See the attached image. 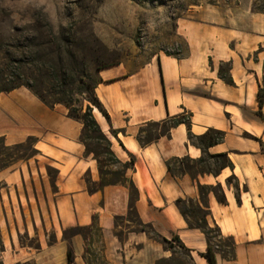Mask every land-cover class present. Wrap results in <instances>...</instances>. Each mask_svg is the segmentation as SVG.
Segmentation results:
<instances>
[{
    "label": "crops",
    "instance_id": "obj_1",
    "mask_svg": "<svg viewBox=\"0 0 264 264\" xmlns=\"http://www.w3.org/2000/svg\"><path fill=\"white\" fill-rule=\"evenodd\" d=\"M256 2L191 4L173 23L175 54L158 51L147 60L134 52L96 72L94 95L109 122L92 114L111 147L118 139L133 156L132 187L99 185L98 163L80 142L82 124L65 107L46 106L25 87L0 92V139L12 147L32 138L35 151L0 170V264H67L68 244L72 264H93L88 237L65 238L76 228L98 231L92 246L103 264L167 258L146 231L162 241L176 236L197 264H207L200 256L207 244L216 264H264V102L261 108L257 102L264 91V12L254 9ZM183 113L193 135L214 129L223 141L200 150L184 124L166 126L161 136L163 124ZM152 124L153 140L141 142ZM222 154L231 167L193 175L166 168L184 157ZM216 186L224 203L200 190ZM183 203L202 217L182 215ZM212 228L218 241L206 237Z\"/></svg>",
    "mask_w": 264,
    "mask_h": 264
},
{
    "label": "rangeland",
    "instance_id": "obj_2",
    "mask_svg": "<svg viewBox=\"0 0 264 264\" xmlns=\"http://www.w3.org/2000/svg\"><path fill=\"white\" fill-rule=\"evenodd\" d=\"M203 1L211 0H0V87L10 79L11 73L17 75L20 72L15 63L19 60L21 72L26 73L32 86L52 101L62 97L52 96L53 93L76 89L80 85L77 82L74 86L61 85L64 64L73 68L78 78L83 71L84 85L92 87L98 81L94 70L98 65L112 64L134 52L147 60L158 51L175 54L177 46L170 40L174 20L182 16L189 5ZM263 2L257 0L255 5L261 7ZM22 53L26 55L22 56ZM93 111L100 116L97 109ZM145 130L147 133L142 137L146 140L152 138L158 128L148 125ZM84 135L87 152L98 162L99 184L129 182L132 156L118 144L114 143L112 148L96 132L86 130ZM191 143L197 145L195 140ZM31 155L33 151L29 144L21 149H3L0 145V166L5 164L4 161ZM222 163L221 158L204 156L201 162L174 161L172 169L177 173L181 168L193 175L213 171ZM212 191L218 194L217 187ZM181 209L196 221L202 217L193 204L183 203ZM127 218L131 225H137L133 214ZM119 224L127 225L123 221ZM204 231L207 239L218 241L216 228ZM146 232L167 255L154 264H197L198 256L178 247L171 238L162 241ZM77 234L89 238L86 249L90 261L103 264L97 247L92 246L99 240L98 231L95 228L80 229ZM73 235L67 231L65 238ZM222 244L228 247L230 241L225 239ZM225 251L228 252V248Z\"/></svg>",
    "mask_w": 264,
    "mask_h": 264
},
{
    "label": "trees",
    "instance_id": "obj_3",
    "mask_svg": "<svg viewBox=\"0 0 264 264\" xmlns=\"http://www.w3.org/2000/svg\"><path fill=\"white\" fill-rule=\"evenodd\" d=\"M255 4H254L255 10H257L259 12H264V2L262 3L261 7H257ZM46 26H49V25L46 24ZM24 54L26 55V53H22L21 55L23 56ZM70 60L72 61L73 59L71 58ZM15 63L17 64L16 70H18L20 72L17 75L11 73L10 79L7 80L2 87H0V92H9V91L16 89L18 87H25L32 94H34L42 103H44L46 106L53 107L54 105L59 104V105H62L63 107H65L67 109V116L70 119L78 121L79 123L82 124V131L80 134V142H82L84 144L86 154H89L87 152L85 139H84V136H85L84 132L86 130H91L93 132L100 134L101 138L103 140H105L108 145L111 146L109 140L102 133L98 123L96 122V120L94 119V116L92 114V111L95 108L101 114V116L106 120V122H109V117H108L107 113L104 111L100 102L98 101V99L94 95V88H95L96 84L98 83V81L92 87L85 86L83 81H82L83 80L82 78H85V73L82 71L80 73L81 76L78 78L76 71L73 68L67 67L64 64V68H63L64 71L61 74L62 76L60 78L61 79L60 80L61 85L63 87L74 86V85H76V82L79 83L80 85H78L76 87V89H69L67 91L63 90V91L53 93L52 96H54V95L59 96L60 95L62 97H56V99H52V101H49L40 91L36 90L32 86V83H30V79L27 77L26 73L24 72V74H23L21 72V70H23V69L21 67L20 61L19 60L15 61ZM109 65L110 64L98 65L95 67L94 70H95V72H97L98 70L106 68ZM257 102H258L259 108H261L263 105V102H264V91L262 89H260L258 91ZM259 116L261 117L260 113H259ZM262 119L264 120V118H262ZM177 124H184L185 125V127L187 129L188 141L190 143L192 140L197 141V145H194V144L193 145L196 146L197 148H199L200 150H204V149L209 148L213 145L221 143L224 139V133L221 131L214 130V129H208L201 135H193L190 132V115L187 113H183L182 115L171 118L170 120L167 121V125L164 123L162 126L163 129L160 131L161 132L160 135L161 136H167L168 131L166 130V126H168V125L173 126V125H177ZM152 125L157 126V124H152ZM109 132H110L111 136H113L114 138L117 139V133L115 131L110 130ZM153 137L150 139H146V140L144 139V140H140V141L144 142V143H149L153 140ZM33 142H34V140L32 138H29L28 140H26V142H24L22 144H18V145L12 146V147H6L4 145L3 140L0 139V145L2 146L3 149H21L23 146L29 144L30 149L33 151V155H34L35 151L33 149ZM117 142L122 147V144L118 141V139H117ZM33 155H31L29 157H18L17 160L11 161V162L4 161L5 164L0 166V170L9 168L18 162L25 161L28 158L32 157ZM208 157L221 158L223 160V163L220 166L231 167L230 162L226 159L225 155H223V154L222 155L208 156ZM182 159H189V158L184 157ZM182 159H177L174 161L180 162ZM191 161H193V160H191ZM201 161H202V158L197 160V162H201ZM133 162H134V158L132 156V159L130 160V166H131L130 169L132 168ZM166 168H167L168 173H170V174L174 173L170 163H166ZM177 171L179 173L191 174L188 170H184L181 168H178ZM127 183H129V185L132 187V183L130 180ZM107 184H116V183H106V184H99V185L102 186V185H107ZM216 187L218 188V194L217 195L212 191V189L214 187L202 188L200 190H201V192H203L205 190L206 191H212L216 195L217 201L219 203H224V198L219 195V187L218 186H216ZM181 214L185 216L188 213H186L183 209H181ZM79 230L80 229H77V228L76 229H69L68 232H70L72 234H77ZM171 240L174 241L175 243H177L178 247L185 248L184 245L180 242V240L176 236H171ZM200 256L206 260L207 264H216L215 263V255H214L212 248L209 244H207V246H206V252L204 254H201ZM73 258L74 257H73L72 248L68 244L67 251H66V262H67V264H72Z\"/></svg>",
    "mask_w": 264,
    "mask_h": 264
}]
</instances>
